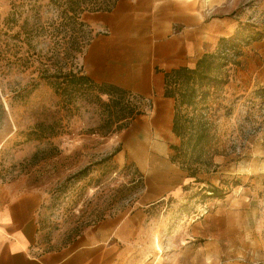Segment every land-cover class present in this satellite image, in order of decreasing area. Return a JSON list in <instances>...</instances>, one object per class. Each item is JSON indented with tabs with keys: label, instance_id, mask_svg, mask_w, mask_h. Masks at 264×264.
I'll list each match as a JSON object with an SVG mask.
<instances>
[{
	"label": "rangeland",
	"instance_id": "1",
	"mask_svg": "<svg viewBox=\"0 0 264 264\" xmlns=\"http://www.w3.org/2000/svg\"><path fill=\"white\" fill-rule=\"evenodd\" d=\"M198 1L207 20L234 24L235 33L222 38L243 32L247 41L221 83L210 85L216 93L208 116L220 154L217 167L200 175L203 182L171 161L170 146L180 139L172 124L158 125V99L138 100L144 113L108 136L97 132V105L82 102L69 113L37 70L40 54L55 62L60 53L52 35L55 6L0 0V183L41 193L42 240L49 247L120 216L123 239L106 245L121 250L109 253L107 264H264V57L257 50L264 0ZM95 14H83L85 48L95 34L109 32L95 28ZM25 29L31 30L29 55ZM71 63L84 70V54L65 67ZM40 122H57L62 134L28 137ZM85 169L89 175L80 178ZM208 185L225 195L209 196Z\"/></svg>",
	"mask_w": 264,
	"mask_h": 264
},
{
	"label": "crops",
	"instance_id": "2",
	"mask_svg": "<svg viewBox=\"0 0 264 264\" xmlns=\"http://www.w3.org/2000/svg\"><path fill=\"white\" fill-rule=\"evenodd\" d=\"M198 0H119L112 11L96 12L95 34L84 52V71L99 83H110L159 100L158 125L169 127L174 100L164 96L165 72L194 67L205 53L215 52L234 24L207 20ZM264 57V39L257 45ZM42 195L0 183V264H107V255L121 250L107 246L123 239L126 219L107 217L61 247L42 240L39 210Z\"/></svg>",
	"mask_w": 264,
	"mask_h": 264
},
{
	"label": "trees",
	"instance_id": "3",
	"mask_svg": "<svg viewBox=\"0 0 264 264\" xmlns=\"http://www.w3.org/2000/svg\"><path fill=\"white\" fill-rule=\"evenodd\" d=\"M50 1L57 11V17L51 24L54 31L52 35L59 44L60 53L58 57L57 54L53 57L55 62L46 59L45 55H39L40 65L37 68L39 79L52 87L69 113L82 102L97 105L102 111L98 133L108 136L124 130L144 113L137 102L146 98L115 84L99 83L83 68H77L73 63L69 68L65 67L69 61L75 62L86 49L82 38L88 25L83 19V14L112 11L119 0ZM29 31L31 30L25 29L24 32L28 55L32 45ZM16 37H19V34ZM245 43L247 41L243 32L233 38H222L219 49L205 53L194 67L182 66L165 72L164 96L174 100L172 130L180 139L179 144L170 146V159L186 171L188 177L195 178L196 182H203L200 175L217 167L215 157L220 154L217 129L208 116L212 109L211 99L216 93L210 85L221 83L222 75L228 68L231 58L243 56ZM239 63L240 61H235L236 65ZM61 134L57 122L51 124L40 122L27 135L37 140H46ZM55 150L60 153L59 148L56 147ZM39 153L41 151L33 158L38 157ZM113 155L109 158L111 159ZM80 175L82 176L80 178H85L89 171L85 169ZM207 188L209 196L221 198L225 195L222 188L208 185L203 187V190Z\"/></svg>",
	"mask_w": 264,
	"mask_h": 264
}]
</instances>
